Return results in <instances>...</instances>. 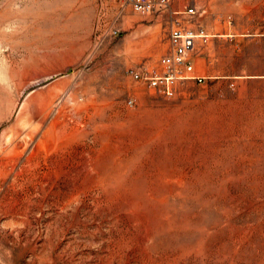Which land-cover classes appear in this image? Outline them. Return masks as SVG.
<instances>
[{"label":"rangeland","instance_id":"374dc122","mask_svg":"<svg viewBox=\"0 0 264 264\" xmlns=\"http://www.w3.org/2000/svg\"><path fill=\"white\" fill-rule=\"evenodd\" d=\"M0 264H264V0H0Z\"/></svg>","mask_w":264,"mask_h":264},{"label":"built area","instance_id":"2783aa9c","mask_svg":"<svg viewBox=\"0 0 264 264\" xmlns=\"http://www.w3.org/2000/svg\"><path fill=\"white\" fill-rule=\"evenodd\" d=\"M135 11H161L168 0H125ZM171 19L167 30L169 43L168 52L159 58L161 69L150 71L147 69L127 68L126 72L131 78L146 83L165 96L172 95L174 83L178 80L196 79L199 77L192 73V66L187 58V52L192 47L196 37L205 38L207 33L201 26L194 28L183 27L180 24L179 14H193L192 6L183 10L169 9Z\"/></svg>","mask_w":264,"mask_h":264},{"label":"bare ground","instance_id":"6f19581e","mask_svg":"<svg viewBox=\"0 0 264 264\" xmlns=\"http://www.w3.org/2000/svg\"><path fill=\"white\" fill-rule=\"evenodd\" d=\"M31 105L33 106V105H35V103H31ZM73 118H74V124H75V126H78V122H79V111H75L74 112V117ZM62 124L63 123L58 118L54 121L53 126H54V129L57 131V133H62Z\"/></svg>","mask_w":264,"mask_h":264},{"label":"crops","instance_id":"0c3cea01","mask_svg":"<svg viewBox=\"0 0 264 264\" xmlns=\"http://www.w3.org/2000/svg\"><path fill=\"white\" fill-rule=\"evenodd\" d=\"M165 16H166V15H165ZM155 17H159V18L163 19V18H164V15H163V14H161V15H156Z\"/></svg>","mask_w":264,"mask_h":264}]
</instances>
